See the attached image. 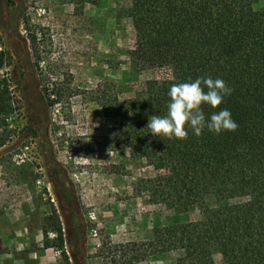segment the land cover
I'll return each instance as SVG.
<instances>
[{"label": "rangeland", "instance_id": "obj_1", "mask_svg": "<svg viewBox=\"0 0 264 264\" xmlns=\"http://www.w3.org/2000/svg\"><path fill=\"white\" fill-rule=\"evenodd\" d=\"M136 4L0 0V50L11 54L0 80L12 103L0 111V261L43 264L49 254L50 264H72L74 255L86 264H205L197 247H166L164 230L228 203L263 206L264 192L178 206L152 184L172 164L124 142L121 104L146 81L172 76L169 67L133 69L140 20L128 10ZM255 6L264 12V0ZM30 116L41 119L43 144L17 141ZM212 259L222 261L218 252Z\"/></svg>", "mask_w": 264, "mask_h": 264}, {"label": "trees", "instance_id": "obj_2", "mask_svg": "<svg viewBox=\"0 0 264 264\" xmlns=\"http://www.w3.org/2000/svg\"><path fill=\"white\" fill-rule=\"evenodd\" d=\"M78 5L104 0H71ZM257 0H137L128 10L140 20L132 67H169V79L146 81L137 98L121 104L124 142L137 144L155 161H169L170 174L156 177L159 195L172 194L178 206L228 200L264 192V12ZM11 54L0 50V69ZM222 79L231 93L216 108L201 104L206 120L226 108L237 127L199 136L185 125L184 139L158 137L146 127L151 115H166L167 90L197 77ZM6 80H0V111L12 109ZM206 90V89H205ZM56 231L62 235L59 225ZM166 247H197L198 261L264 264V204H225L209 219L164 230ZM72 264H86L75 255ZM70 264V263H69Z\"/></svg>", "mask_w": 264, "mask_h": 264}, {"label": "clouds", "instance_id": "obj_3", "mask_svg": "<svg viewBox=\"0 0 264 264\" xmlns=\"http://www.w3.org/2000/svg\"><path fill=\"white\" fill-rule=\"evenodd\" d=\"M230 93L231 89L222 79L209 76L197 77L191 82L173 83L167 90L166 115H151L146 127L154 136L168 139H184L187 136L186 124L196 136L205 128L216 134L234 131L237 125L228 109L215 111L206 120L200 107L203 103L216 108Z\"/></svg>", "mask_w": 264, "mask_h": 264}, {"label": "flooded vegetation", "instance_id": "obj_4", "mask_svg": "<svg viewBox=\"0 0 264 264\" xmlns=\"http://www.w3.org/2000/svg\"><path fill=\"white\" fill-rule=\"evenodd\" d=\"M11 78L13 80V83L15 85H22V76L20 73L15 71L14 68L11 71ZM11 87L10 85L8 88ZM10 92V91H9ZM39 137L41 140V144H43V138H42V125H41V119L38 116H30L29 117V123L26 124V126L23 127L22 132L18 133L17 141L18 142H25L27 139L36 138ZM27 148V146H26ZM77 212V211H76Z\"/></svg>", "mask_w": 264, "mask_h": 264}, {"label": "crops", "instance_id": "obj_5", "mask_svg": "<svg viewBox=\"0 0 264 264\" xmlns=\"http://www.w3.org/2000/svg\"><path fill=\"white\" fill-rule=\"evenodd\" d=\"M46 256H47L46 260L43 262V264H50L49 254H46ZM0 264H26V263H25V259L18 257V256H12L9 259L4 257L3 260L0 261Z\"/></svg>", "mask_w": 264, "mask_h": 264}]
</instances>
